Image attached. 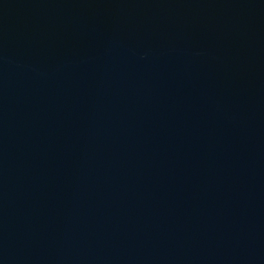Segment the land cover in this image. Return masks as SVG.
<instances>
[{"label": "water", "instance_id": "1", "mask_svg": "<svg viewBox=\"0 0 264 264\" xmlns=\"http://www.w3.org/2000/svg\"><path fill=\"white\" fill-rule=\"evenodd\" d=\"M0 264H264V0H0Z\"/></svg>", "mask_w": 264, "mask_h": 264}]
</instances>
